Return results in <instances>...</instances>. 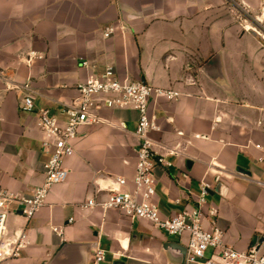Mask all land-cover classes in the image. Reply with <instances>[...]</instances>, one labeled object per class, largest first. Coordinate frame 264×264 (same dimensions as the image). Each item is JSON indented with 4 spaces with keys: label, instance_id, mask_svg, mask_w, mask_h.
Instances as JSON below:
<instances>
[{
    "label": "crops",
    "instance_id": "obj_1",
    "mask_svg": "<svg viewBox=\"0 0 264 264\" xmlns=\"http://www.w3.org/2000/svg\"><path fill=\"white\" fill-rule=\"evenodd\" d=\"M256 29L264 32V0H0V191L30 195L42 184L50 154L37 111L64 118L76 83L111 65L121 78L181 93L150 107L159 129L149 137L171 162L156 170L161 215L196 206L207 183L203 226L247 251L264 236V41ZM25 84L34 112L19 106ZM101 115L81 128L64 160L67 179L36 215L8 217V232L25 230L29 245L2 264H92L95 247L106 250V264L182 261L169 243L185 247V239L117 209L85 207L119 189L116 177L130 187L135 173L138 114Z\"/></svg>",
    "mask_w": 264,
    "mask_h": 264
},
{
    "label": "built area",
    "instance_id": "obj_2",
    "mask_svg": "<svg viewBox=\"0 0 264 264\" xmlns=\"http://www.w3.org/2000/svg\"><path fill=\"white\" fill-rule=\"evenodd\" d=\"M255 31L264 41V32ZM112 33L113 28L107 27L105 36ZM75 90L76 97L69 103H63L64 118L57 117L49 109L37 111V125L43 132L42 147L50 154L44 164L42 184L34 188L30 195L0 191V264L18 259L29 245L25 230L8 232V217L16 214L29 220L36 215L44 205L51 187L67 179L69 171L64 166V160L74 154V142L81 128L102 122L104 119L101 111L104 109H129L138 114L136 135L140 142L136 149L135 173L130 187L123 189L129 186L128 179L116 177L119 189L110 190L101 200L95 197L87 199L85 207L117 209L132 219L152 223L169 236L185 239L184 264H264V238L258 248L253 243L247 251H240L226 243L222 229L217 226L207 229L203 226V206L209 186L207 183L201 184V192L195 200L196 206H186L182 211L169 216L160 213L155 202L156 170L171 162L154 148L149 137L152 131L159 129L157 117L151 114L150 107L159 98H177L180 91L157 87L143 80L121 78L111 65L77 82ZM19 106L26 112L36 110L34 91L29 84L22 87ZM215 213L216 209L212 208L210 214ZM106 254V250L96 247L92 264H106Z\"/></svg>",
    "mask_w": 264,
    "mask_h": 264
},
{
    "label": "water",
    "instance_id": "obj_3",
    "mask_svg": "<svg viewBox=\"0 0 264 264\" xmlns=\"http://www.w3.org/2000/svg\"><path fill=\"white\" fill-rule=\"evenodd\" d=\"M263 238L264 237H260L259 239H255L254 240V245H256V248H258V246H259V244H261V242H262V240H263ZM169 245L170 246H174V247H176V248H178V249H181L182 251H183V256H182V261L180 262V264H184V259H185V255H186V247H182V246H180V245H178V244H175V243H173V244H171V243H169ZM96 248V247H95Z\"/></svg>",
    "mask_w": 264,
    "mask_h": 264
}]
</instances>
